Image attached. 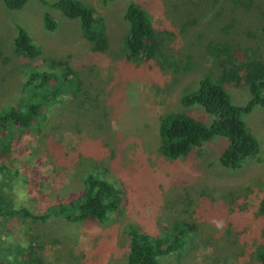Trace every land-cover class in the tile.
Segmentation results:
<instances>
[{"label": "rangeland", "instance_id": "rangeland-1", "mask_svg": "<svg viewBox=\"0 0 264 264\" xmlns=\"http://www.w3.org/2000/svg\"><path fill=\"white\" fill-rule=\"evenodd\" d=\"M81 1L104 19L110 48L103 54L92 52L78 20L40 0L21 10H9L0 0V111L18 104L28 76L30 62L14 52L17 25L46 58L95 66L104 86L95 103L64 99L50 105L34 128L15 132L11 149L0 150V194L16 211L44 214L79 198L94 174L121 191L123 206L104 223L60 216L0 223V264H25L33 257L42 264H128L130 228L164 237L181 222L190 226L188 244L161 256L160 264H256V249L264 244V108L245 116L260 142L259 158L237 169L220 164L228 146L221 137L186 157H166L161 120L179 112L206 124L214 120L200 106L182 104L201 79L222 74L211 45L229 44L234 59L252 55L264 62V0ZM131 1L147 10L157 31L160 53L150 61L124 55ZM46 11L57 20L54 32L45 30ZM228 90L234 104L250 99L245 87Z\"/></svg>", "mask_w": 264, "mask_h": 264}, {"label": "trees", "instance_id": "trees-1", "mask_svg": "<svg viewBox=\"0 0 264 264\" xmlns=\"http://www.w3.org/2000/svg\"><path fill=\"white\" fill-rule=\"evenodd\" d=\"M3 1L7 9L21 10L29 0ZM40 2L45 7L60 11L65 18L78 20L83 36L93 45V53L103 54L109 50L104 19L96 9L81 0ZM124 18L129 24L124 44L126 60H152L160 53V42L147 10L131 1ZM44 25L48 32H54L58 27L57 20L48 11L44 14ZM17 29L14 52L16 56L29 61L30 65L18 104L0 111V150L3 154L11 149V139H14L15 132H24L38 125L50 105L64 102V99L74 102L79 97L83 99L82 105L84 100L95 103L103 94L104 87L95 66L82 65L77 68L69 60L46 58L43 47L34 42L28 31L21 25H17ZM209 51L223 68L221 76L217 80L211 77L201 79L198 87L182 99V104L185 107L200 106L214 120L206 124L197 117L182 112L164 116L161 120V151L166 157L176 160L221 137L228 141V146L219 157L220 164L237 169L251 159H258L261 152L260 142L250 130L245 116L258 106L264 108V62L252 55L245 61L234 59V51L229 44L211 45ZM229 85L248 89L250 99L245 105L233 103ZM122 206L121 191L107 179L90 174L79 198L55 204L44 214L36 215L26 209L16 211L5 203L0 194V223L9 224L18 217L48 222L56 216L73 223L87 220L104 223L111 214L121 210ZM259 217L264 221V196L259 204ZM189 231L190 226L182 222L164 237L130 228L128 264H160L161 256L180 252L185 248ZM262 235L264 236V230ZM25 264L42 263L33 257ZM256 264H264L263 243L256 249Z\"/></svg>", "mask_w": 264, "mask_h": 264}, {"label": "clouds", "instance_id": "clouds-1", "mask_svg": "<svg viewBox=\"0 0 264 264\" xmlns=\"http://www.w3.org/2000/svg\"><path fill=\"white\" fill-rule=\"evenodd\" d=\"M213 223L216 225L217 228H221L223 225L221 222L213 221Z\"/></svg>", "mask_w": 264, "mask_h": 264}]
</instances>
